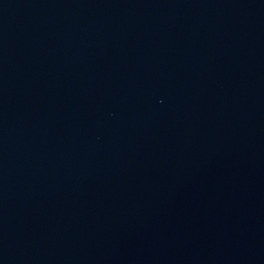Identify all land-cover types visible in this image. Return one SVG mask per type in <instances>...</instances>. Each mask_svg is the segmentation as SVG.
<instances>
[{
	"label": "water",
	"instance_id": "1",
	"mask_svg": "<svg viewBox=\"0 0 264 264\" xmlns=\"http://www.w3.org/2000/svg\"><path fill=\"white\" fill-rule=\"evenodd\" d=\"M0 264H264V0H0Z\"/></svg>",
	"mask_w": 264,
	"mask_h": 264
}]
</instances>
